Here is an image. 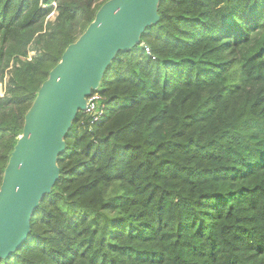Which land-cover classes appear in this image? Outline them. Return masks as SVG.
<instances>
[{"label":"trees","instance_id":"1","mask_svg":"<svg viewBox=\"0 0 264 264\" xmlns=\"http://www.w3.org/2000/svg\"><path fill=\"white\" fill-rule=\"evenodd\" d=\"M106 1L0 0V185L39 87ZM158 13L151 55L118 52L102 118L78 112L29 238L0 264H264V0Z\"/></svg>","mask_w":264,"mask_h":264},{"label":"water","instance_id":"2","mask_svg":"<svg viewBox=\"0 0 264 264\" xmlns=\"http://www.w3.org/2000/svg\"><path fill=\"white\" fill-rule=\"evenodd\" d=\"M160 0H107L70 43L24 116L0 185V261L29 238L31 219L60 176L57 159L86 98L103 82L120 51L141 44L159 21Z\"/></svg>","mask_w":264,"mask_h":264},{"label":"built area","instance_id":"3","mask_svg":"<svg viewBox=\"0 0 264 264\" xmlns=\"http://www.w3.org/2000/svg\"><path fill=\"white\" fill-rule=\"evenodd\" d=\"M141 45L145 47L146 53L151 55L150 49L144 43ZM86 100V108L83 113L91 118V123L100 120L104 114L105 108L103 95L98 91V89H96L92 91Z\"/></svg>","mask_w":264,"mask_h":264},{"label":"rangeland","instance_id":"4","mask_svg":"<svg viewBox=\"0 0 264 264\" xmlns=\"http://www.w3.org/2000/svg\"><path fill=\"white\" fill-rule=\"evenodd\" d=\"M55 12L53 11L49 16H48V19L49 20H53L54 19V16H55ZM35 52L30 50L29 51V56H32ZM4 82L3 81H0V94L3 95L4 93Z\"/></svg>","mask_w":264,"mask_h":264}]
</instances>
